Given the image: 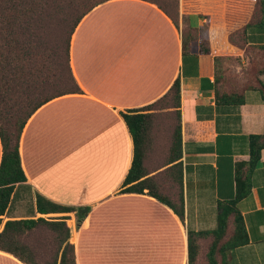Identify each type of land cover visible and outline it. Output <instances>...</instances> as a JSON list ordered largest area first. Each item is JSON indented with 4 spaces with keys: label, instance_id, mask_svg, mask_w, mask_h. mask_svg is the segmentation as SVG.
<instances>
[{
    "label": "crops",
    "instance_id": "1",
    "mask_svg": "<svg viewBox=\"0 0 264 264\" xmlns=\"http://www.w3.org/2000/svg\"><path fill=\"white\" fill-rule=\"evenodd\" d=\"M177 14L190 21L198 15L183 0ZM178 21L144 0H109L81 19L69 46L79 91L52 99L27 120L18 149L26 182L16 185L0 233L7 221L66 216L75 264H188L189 233L196 261L205 258L212 239L201 233L216 229L219 205L235 197L236 165L249 160L250 136L264 133V98L258 90H244L240 104L218 99L216 56L201 54ZM245 38L250 59L264 69V6ZM176 80L179 105L154 108L144 164L172 204L182 194V220L146 190L120 192L133 156L120 113L157 104ZM259 80L264 86V73ZM175 126L179 172L168 163ZM1 157L0 141V162ZM37 196L78 210L39 214ZM235 208L248 242L228 249L225 263L264 264V149L249 194ZM33 233L15 236L12 250L0 239V264L53 260L52 250L39 246Z\"/></svg>",
    "mask_w": 264,
    "mask_h": 264
},
{
    "label": "trees",
    "instance_id": "2",
    "mask_svg": "<svg viewBox=\"0 0 264 264\" xmlns=\"http://www.w3.org/2000/svg\"><path fill=\"white\" fill-rule=\"evenodd\" d=\"M107 1L109 0H0V141L2 144L0 224L12 200L16 185L26 182L18 151L22 130L27 120L42 105L54 98L79 91L69 65L71 37L81 19L93 8ZM144 1L156 4L176 24L177 20L175 21L164 7L152 0ZM259 5L261 15L264 0H259ZM199 52L213 54L218 63L217 52L210 46L199 44ZM249 64L253 71L251 73L254 74L251 80L252 85L245 87L241 93H228L221 87L216 93L218 99L227 103L240 104L243 102L244 90H258L264 98V86L259 80V75L264 73V69L260 68L254 59H250ZM218 73L217 68L215 78L217 83H220ZM165 99H169L170 104L164 109L179 105L180 83L178 80L157 104L120 113L133 144L131 166L120 192L143 194L146 190L149 196L169 206L182 220L184 212L182 194L178 193L175 204H172L169 196L160 192L157 181L147 177L144 164L147 150L146 135L155 117L153 110ZM263 149L264 133L250 136L249 160L238 163L235 168L234 199L219 205L220 213L216 229L211 233H201L210 235L212 239L205 254L207 264H226L225 252L248 242L235 206L249 194L250 178ZM179 154L180 128L175 126L168 163L177 162ZM172 168L179 172L180 163H175ZM178 184L181 185L180 179ZM77 210L73 207H62L50 203L40 196L36 199V211L39 214H65ZM87 213V210L82 212L77 219V225ZM52 219L59 221H49L42 217L7 221L0 233V239H4L8 244V250H12L8 246L15 236H20L26 231L34 232V240L39 243V246L49 247L48 249L52 250L56 256L53 260L39 261L40 263L75 264L73 245L70 242V228L65 222L69 218L50 217V220ZM19 250H25V248L20 247ZM196 256L197 246L189 233L188 264H195Z\"/></svg>",
    "mask_w": 264,
    "mask_h": 264
},
{
    "label": "rangeland",
    "instance_id": "3",
    "mask_svg": "<svg viewBox=\"0 0 264 264\" xmlns=\"http://www.w3.org/2000/svg\"><path fill=\"white\" fill-rule=\"evenodd\" d=\"M152 1L164 7L175 21L179 20L185 37L216 50L218 74L225 92L241 93L245 87L252 85L254 74L247 60L252 54L244 35L246 28L259 18V0H183L187 11L198 14L193 16L192 21L189 17L183 20L177 18L179 0ZM168 104L170 100L165 99L156 108L164 109ZM195 264L207 262L202 258Z\"/></svg>",
    "mask_w": 264,
    "mask_h": 264
}]
</instances>
